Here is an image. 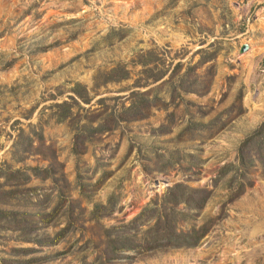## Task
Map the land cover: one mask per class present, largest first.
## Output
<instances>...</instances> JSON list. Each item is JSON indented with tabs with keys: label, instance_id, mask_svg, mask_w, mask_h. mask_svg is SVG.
Listing matches in <instances>:
<instances>
[{
	"label": "rangeland",
	"instance_id": "1",
	"mask_svg": "<svg viewBox=\"0 0 264 264\" xmlns=\"http://www.w3.org/2000/svg\"><path fill=\"white\" fill-rule=\"evenodd\" d=\"M263 128L264 0H0V264H264Z\"/></svg>",
	"mask_w": 264,
	"mask_h": 264
},
{
	"label": "trees",
	"instance_id": "2",
	"mask_svg": "<svg viewBox=\"0 0 264 264\" xmlns=\"http://www.w3.org/2000/svg\"><path fill=\"white\" fill-rule=\"evenodd\" d=\"M81 86L80 85H76V87H75V89H73V91L75 92V93H77V94H79V90H81ZM63 120L64 119H60L59 120V122H63ZM263 130H264V128H263ZM261 134H262V131H257L256 132V134L254 135V137L252 138V140H255L254 138L255 137H257L256 139H258V136H261ZM183 189H181V188H177V190H175V191H173V192H171L170 193V195H169V197H171V198H173V199H176L177 200V203H179V200H180V197H179V195H178V193L180 192V195H181V191H182ZM195 196H196V193L195 192H192L191 191V193H189L188 194V198L187 199H185L182 203L183 204H185V205H188L189 206V204L193 201V200H195ZM184 197V196H183ZM185 198V197H184ZM9 213H5V212H3V211H0V215L1 216H6V215H8ZM0 216V217H1ZM0 220H1V218H0ZM157 225H158V223H157ZM174 235V234H173ZM173 235H169V236H167V235H165V237L164 238H167V237H171V238H173L172 236ZM199 238L200 237H198V240H199ZM177 239V238H176ZM185 246H189L188 245V243H187V245H185ZM122 249H127V247H125V246H123V247H119V249H115L116 250V252H120V250H122Z\"/></svg>",
	"mask_w": 264,
	"mask_h": 264
},
{
	"label": "water",
	"instance_id": "3",
	"mask_svg": "<svg viewBox=\"0 0 264 264\" xmlns=\"http://www.w3.org/2000/svg\"><path fill=\"white\" fill-rule=\"evenodd\" d=\"M247 47H244L243 49H242V51H241V53H244V52H246L247 51Z\"/></svg>",
	"mask_w": 264,
	"mask_h": 264
}]
</instances>
